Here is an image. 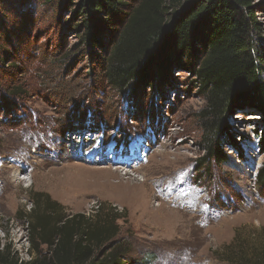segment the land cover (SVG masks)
<instances>
[{"label": "rangeland", "instance_id": "374dc122", "mask_svg": "<svg viewBox=\"0 0 264 264\" xmlns=\"http://www.w3.org/2000/svg\"><path fill=\"white\" fill-rule=\"evenodd\" d=\"M252 1L264 51V0ZM78 3L0 0V249L48 262L47 246L31 247L26 220L33 194L47 193L60 216H91L104 204L123 214L98 254L120 240L125 264H232L222 253L235 239L236 253L252 256L264 243L260 112L233 101L224 129L240 150L223 146L225 162L199 167L206 103L189 71L122 94L109 89L100 59L110 32L82 45Z\"/></svg>", "mask_w": 264, "mask_h": 264}, {"label": "trees", "instance_id": "16d2710c", "mask_svg": "<svg viewBox=\"0 0 264 264\" xmlns=\"http://www.w3.org/2000/svg\"><path fill=\"white\" fill-rule=\"evenodd\" d=\"M78 1L75 34L82 45L91 48L99 44L102 29L110 32L109 49L100 59L106 87L122 94L130 87L166 82L175 69H187L206 103L202 139L208 146L199 167L207 160L225 162L223 146L240 150L224 129L233 101H244L264 118V51L255 41L259 27L252 0H137L132 7L123 0ZM256 185L264 186V168ZM33 198L26 214L29 243L38 254L39 245L50 250L48 262L38 259L37 264H125L128 250L120 240L98 254L118 236L116 220L123 214L104 204L91 216H60L63 206L49 194ZM235 244L236 239L222 253L232 264H264V243L249 257L236 253ZM35 259L24 261L8 245L0 249V264H36Z\"/></svg>", "mask_w": 264, "mask_h": 264}]
</instances>
